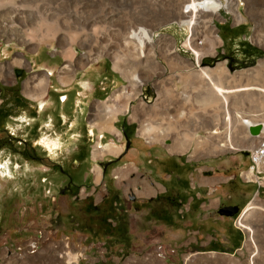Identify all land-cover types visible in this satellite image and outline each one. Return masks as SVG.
Masks as SVG:
<instances>
[{"label":"rangeland","instance_id":"obj_1","mask_svg":"<svg viewBox=\"0 0 264 264\" xmlns=\"http://www.w3.org/2000/svg\"><path fill=\"white\" fill-rule=\"evenodd\" d=\"M221 1L226 7L222 6L220 11L213 15H200L197 19L198 23L192 30L187 24L180 22L181 19H185L180 17L185 10L184 7H179L180 0H0V36L7 40L16 39L30 48L41 46L43 49L46 45L53 50L59 48L60 53L68 59L78 54L79 62L111 57L114 68L128 78L133 85L132 87L122 86L119 90L117 98L124 97L121 107L124 108L126 105L124 109L128 107V100L126 101L125 97L130 94L125 90L130 88L131 92L136 91L134 87L139 86L144 95L140 103L133 106V116L142 103L150 107L157 101V109L160 107L164 110L163 114L153 116L152 119L142 112L141 130L143 127H151V123L167 122L170 121L169 119L180 116V120L184 119L187 123L186 127H176L188 135L185 138L180 136L181 141H185L184 149L195 147L201 150L207 140V134L214 135L216 128L206 132L201 127L199 122H201L202 104L200 101H195L196 104L186 101L187 105H182L179 103L182 101L181 98L172 101L169 92L170 86L176 83L179 94L191 95L193 99L197 94V90L195 91L191 86L186 89V81L181 77L182 71L186 72L191 68L198 69L195 66L198 65L195 52L186 45V41L188 38L192 39L194 49L204 53L201 55L203 58L200 60L201 66L213 64L217 57H221L219 46L223 42L218 23L226 20L229 25L235 26L237 31L244 33L249 44L262 48V53L264 52V0ZM204 13L207 14V12ZM200 25L206 30L203 36L198 37L194 32L200 31ZM141 26L148 28L154 37L151 44H146L145 57L139 56L136 43L128 46L129 51L126 55L122 54L123 42L128 39L132 29L136 30ZM51 32H55V36L50 35ZM215 34L218 36L214 37ZM201 38H205V43H199ZM229 45L228 48L225 41V48L228 52L232 47L234 48L232 53H239L235 52L238 44L230 43ZM213 46L214 50H212ZM69 49L72 53L67 55ZM180 58L184 60V63L179 64V68L174 71L172 64L173 62L178 63ZM117 59H119L118 68L115 66ZM134 76L138 77L141 82L138 83ZM148 81L154 83L155 93L153 91L146 93L145 84ZM255 85L259 86V84ZM257 105L263 112L264 103ZM166 111H169L168 115L164 114ZM227 113L231 116L229 111ZM258 113L251 117L254 120L253 124L264 123V112L261 115ZM238 122L242 125L239 127L240 137L246 141L250 149L258 143L260 137H264V135H252L249 128L241 123L240 118ZM148 132L155 137L153 131ZM173 136L175 137L174 131L165 137L158 136V139L160 138L159 141L168 146L174 142ZM149 139L157 140L151 136ZM199 144H202V147ZM1 160L0 167L1 165L8 166L9 175H15V179H11L12 176L6 178L0 173V182H8L6 188L0 190V200L4 194L13 196L19 201L17 205L19 211L22 210L23 203L32 206L30 208L31 231L26 242L28 246L14 252L11 256H6L7 253L3 249L4 251L0 252V257L4 258L1 264H101L102 259L108 261L109 264H264V199L262 192H257L255 196L252 193L249 203L241 209L240 214L251 201L255 204V207L241 219L244 226L248 227L245 226L243 229L246 233L244 246L236 254L196 251L195 245L189 243L191 234L188 231L193 227L188 221L183 222L184 217L178 221L172 220L168 224H151L145 222L143 217L142 224L139 223L141 229L135 227L134 220H132L130 225L133 236L132 249L126 251L121 250L120 245H112L109 252L105 253L106 248L102 242L89 244V240L85 237L72 232L69 220H57L54 210L41 211L36 204L39 197L37 191L33 192L35 203H33V196L25 198L26 202L22 203L21 199L27 194V188L22 190L17 188L25 186V183L27 186L30 177L35 178L37 164L33 165L34 162H32L29 165L24 160L15 158L13 167L12 163L6 164ZM201 163H205V160ZM134 165L129 162L115 169V174L120 176L117 180L118 185H121L126 172L133 170ZM198 177L200 173L194 176V178ZM196 182L194 179L193 184ZM123 186L128 194L129 185L124 184ZM134 192H137L135 185ZM153 192V186L146 183L145 188L138 191V196L141 199L147 198ZM180 214L183 215L184 212Z\"/></svg>","mask_w":264,"mask_h":264},{"label":"flooded vegetation","instance_id":"obj_2","mask_svg":"<svg viewBox=\"0 0 264 264\" xmlns=\"http://www.w3.org/2000/svg\"><path fill=\"white\" fill-rule=\"evenodd\" d=\"M237 30L223 31L228 48L231 35L239 39L235 51L239 53L230 48L226 55L234 59L262 53ZM60 50L47 45L30 48L0 36V159L12 165L15 158L38 165L37 180L30 177L26 187L17 188H27L22 203L32 196L35 203L33 192L37 191L38 208L54 210L57 220H69L72 232L89 244L100 241L108 253L113 238L123 244L121 250L128 251L133 247L132 220L140 229L143 217L151 224L181 220V194L141 199L134 192V185L137 190L146 183L152 185L156 174V146L143 135L141 114L133 116L143 90L139 86L134 87L136 91L125 90L131 95L127 110L120 104L112 106L122 86H133L114 68L112 58L79 62L78 54L68 59ZM145 85L146 93H155L153 82ZM129 162L134 168L118 185L115 169ZM9 171L1 165L0 173L15 179ZM124 184L129 185L128 194ZM7 185L0 182V190ZM187 187L182 180L181 188ZM18 202L7 194L0 200V252L5 250L6 256L28 246L32 206L23 203L19 211ZM215 214L220 215L218 210ZM101 264L109 263L102 259Z\"/></svg>","mask_w":264,"mask_h":264},{"label":"crops","instance_id":"obj_3","mask_svg":"<svg viewBox=\"0 0 264 264\" xmlns=\"http://www.w3.org/2000/svg\"><path fill=\"white\" fill-rule=\"evenodd\" d=\"M218 25L223 35V42L219 46L221 57H217L213 64L205 67L209 71L215 70L212 72L214 78L219 79L225 86H230L231 90L226 92L228 93L227 104L222 96L217 94V91L213 92L209 88L201 91L202 114L200 115L201 122H199L206 132L216 128L215 134H207V142L203 144L204 147L201 150L195 147L184 149V141L181 142L182 145L173 146L172 143L166 146L159 139L149 140V137H152L150 132L143 133V135L146 140L156 146V174L152 184L154 192L151 196L180 192L182 202L179 203V212H184L183 222L188 221L193 227L188 231L191 234L189 243L195 245L196 251L236 254L244 246L246 240V233L235 225L238 215L227 218L221 214L217 216L214 214L225 205H238L242 209L245 204L249 203L252 193L255 196L257 192H262L264 199V186L258 187L255 182L241 176V172L246 171L251 165V159L250 146L241 139L239 134L241 124L238 122V114L252 117L261 112L257 104L263 105L264 97L259 93L241 92L238 88L245 84L264 85V55L251 54L245 58L238 56L234 59L226 55L228 49L225 48L226 37L223 31L230 29V32H233L236 28L234 29V26L229 25L226 20L219 22ZM230 42L237 45L239 39L231 35ZM250 46L253 45L250 44ZM241 71L247 72V76L239 81L238 74ZM218 74H221L220 78ZM123 98L111 100V105H121ZM125 100H128L129 107L131 96L130 98L125 97ZM145 105L148 107L147 104ZM146 107L142 103L136 112L146 113L152 119L156 113L153 109L147 111ZM228 111L232 116L230 127L224 119L227 118ZM261 113L258 114L261 115ZM202 160H205V163H201ZM210 171H215V173L211 175ZM196 173H200V177L194 178ZM184 179L188 182V187L182 189L181 182ZM194 179L197 181L195 184H193ZM135 181L137 182V179ZM142 190H137V195H139L138 191ZM170 221L172 220L168 223Z\"/></svg>","mask_w":264,"mask_h":264},{"label":"bare ground","instance_id":"obj_4","mask_svg":"<svg viewBox=\"0 0 264 264\" xmlns=\"http://www.w3.org/2000/svg\"><path fill=\"white\" fill-rule=\"evenodd\" d=\"M178 4H179V7H184L185 8V10L183 11V15L182 16L179 15L181 18L184 17L185 19H183V20L181 19L180 22L183 23V24H187L192 30H194V26L198 23L197 19L199 18L200 15H203V14H205V15H213L215 12L219 11L222 6L226 7V5H224L221 0H180V2ZM208 11H210L211 13H208ZM200 12L201 13L203 12V13L199 14ZM204 12H207V14L204 13ZM186 13H189V14H186ZM46 32H47V34H49L48 30H46ZM55 34H56L55 32L54 33H52V32L50 33V35H53V36H55ZM217 36L218 35L215 34L214 37H217ZM42 37L44 38L45 35L43 34ZM191 40L192 39H188L186 41V45L188 47H190L192 50H194V52H195V60L198 63V65H195V66L198 67V69L196 70L194 68H191L192 70L190 69V70H188L186 72L182 71L181 72L182 73L181 77L184 79V81H186V89L190 88V86H191L193 89H195V91L197 90V92H196L197 94L195 95L194 99H193V97L191 95L187 96L186 94H184V95L183 94H179L177 92V89H176V83H173L170 86V88H169V90H170L169 92H170L172 101L177 100V99L180 100V98H181L182 101H180L179 103H182V105H185L186 101L187 102L189 101L190 103L193 102V104H196L195 101H202L201 91H203L205 88H209L213 92L217 91V94L219 96L221 95L222 98H223V101L225 102V104H227L228 103V93H226V92H227V90H231V87L230 86H225L224 84H222L219 81V79L217 80V79L214 78V75H213L214 73H212V72H215V70L214 71H209L208 68L200 65V63H201L200 60L203 59V58H201V55L202 54L204 55V53H201L200 51L195 50L194 47L192 46L193 40L192 41ZM153 41H154L153 34L151 33V31H149L148 28H145V27L141 26V27H139L136 30L132 29V31L130 32V34L128 36V39H126L123 42V46L124 47L121 49V52H122V54L126 55L127 51H129L128 50V46H130L133 43H136V45L138 46V49H139V54H140L139 56L140 57H145L146 44H151ZM214 42H216L215 39H214ZM212 50H214V46L212 47ZM70 52L72 53V51L69 49L67 55H69ZM118 60L119 59H117L116 65H115L117 68L119 67V61ZM180 60H182V59L180 58ZM180 60H178V63H174L173 62L172 68H173L174 71L179 68L178 67L179 64L182 65V62L184 60H182L181 62H180ZM217 70L218 69H216V71ZM238 75L240 77L239 81H241L244 76H247V72L241 71ZM233 76H235V75H233ZM220 77H221V74H218V78H220ZM236 77L238 78V76H236ZM134 78L136 79V81L138 80L137 81L138 83L141 82V81H139L138 77L134 76ZM238 90L239 91L244 90L245 92H254V91H256L255 93H260V94L264 95V85H261V84H259V86H250V85L239 86ZM126 98H130V95H127ZM144 106L146 107V105H144ZM156 106H158V102L157 101L153 105H150V107H146L147 108L146 110L147 111H151L153 109V111H155V113H156L155 116H158V115L160 116L161 114H163L164 110L160 109V107L157 109ZM115 112H116V110H115ZM164 114L168 115L169 111H166ZM113 117H114V115H113ZM238 117L241 119V123L244 124V126H246L247 128H249V126L251 124H253L254 120H252L253 118H251V117H250L251 119L250 118H246L242 114H238ZM171 118H173V116H171ZM224 119L226 121V124L230 127L231 126L230 125L231 124V120H232L231 116L228 115V113H227V118H224ZM169 120L170 121H167V122L151 123V125H150L151 127H148V126L147 127H143L142 128V132L146 133V132L151 130V131H153L155 133L154 134V136H155L154 138L158 139V136L159 137L160 136L165 137V136L173 133V131H174L175 137L173 136L174 137V139H173L174 140V142H173L174 145L173 146H175L177 144L182 145L181 142H183V141H181L182 139L180 138V136H184V138H185L188 135H187V133L185 131H182L180 128L187 126L186 120H184V119L180 120V116H177V118H175V119L173 118V119H169ZM176 127H180V128H176ZM193 132L194 131H192V133ZM194 134H195V132H194ZM261 135H264V130H263ZM192 137H193V135H192ZM151 138H153V137H151ZM199 145H198V147H199ZM254 207H255V204L251 201V203L248 206H246V208L242 212L241 219H243L245 214H247ZM245 226L248 227L247 225H245Z\"/></svg>","mask_w":264,"mask_h":264},{"label":"built area","instance_id":"obj_5","mask_svg":"<svg viewBox=\"0 0 264 264\" xmlns=\"http://www.w3.org/2000/svg\"><path fill=\"white\" fill-rule=\"evenodd\" d=\"M208 13H211V12L208 11ZM203 16H206V15L203 14ZM199 20L200 22H203L202 19H199ZM205 30L206 29H203L202 26L200 25V31L194 32V33L198 37L203 36L204 35L203 32ZM199 43L200 44L205 43V38L204 39L201 38ZM249 154H250V159H251V165L249 166V169L241 172V176L246 180H251L255 182L258 185V187H263L264 186V137H260L258 143L249 150ZM235 225L241 230L245 228L244 224L241 222V214H239L236 217Z\"/></svg>","mask_w":264,"mask_h":264},{"label":"water","instance_id":"obj_6","mask_svg":"<svg viewBox=\"0 0 264 264\" xmlns=\"http://www.w3.org/2000/svg\"><path fill=\"white\" fill-rule=\"evenodd\" d=\"M264 130V123L258 122L249 126V131L252 135L260 136ZM221 215L235 216L241 213V209L238 205H225L219 209Z\"/></svg>","mask_w":264,"mask_h":264},{"label":"trees","instance_id":"obj_7","mask_svg":"<svg viewBox=\"0 0 264 264\" xmlns=\"http://www.w3.org/2000/svg\"><path fill=\"white\" fill-rule=\"evenodd\" d=\"M261 54H263V53H261ZM158 199H160V196L158 197V198H156V199H154V201H157ZM180 205V204H179ZM161 223V222H160ZM129 237H131V235L129 234ZM131 239H132V237H131ZM111 241V243H110V249H111V247H112V245L114 246V245H120L121 247H122V245L123 244H121L120 242H119V240L118 239H115L114 241H113V238L110 240ZM121 249V248H120Z\"/></svg>","mask_w":264,"mask_h":264}]
</instances>
